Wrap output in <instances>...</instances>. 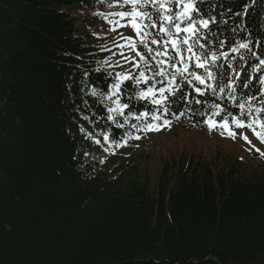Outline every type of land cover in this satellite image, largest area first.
I'll list each match as a JSON object with an SVG mask.
<instances>
[{"label": "trees", "instance_id": "obj_1", "mask_svg": "<svg viewBox=\"0 0 264 264\" xmlns=\"http://www.w3.org/2000/svg\"><path fill=\"white\" fill-rule=\"evenodd\" d=\"M113 1L0 0V264H264V168L221 150L164 158L155 179L136 160L99 162L95 141L104 133L120 142L135 130L131 124L142 127L133 116L109 121L108 99L91 95L115 83L108 52L89 32ZM198 7L216 19L205 51L229 53L218 61L221 82L234 68L252 86L237 87V99L256 94L264 77V0ZM151 32L163 41L158 29ZM237 42L249 49L231 52ZM150 46L163 51L162 42ZM135 87L124 81L123 102ZM183 93L192 98L181 100ZM173 100L157 124L202 126L218 111L214 103L238 114L227 92L201 96L183 84ZM131 104L137 114L148 110L151 122L150 104L135 97Z\"/></svg>", "mask_w": 264, "mask_h": 264}, {"label": "snow or ice", "instance_id": "obj_2", "mask_svg": "<svg viewBox=\"0 0 264 264\" xmlns=\"http://www.w3.org/2000/svg\"><path fill=\"white\" fill-rule=\"evenodd\" d=\"M205 2L206 0H123V3L116 5L121 8L127 5L131 6V11H120L115 15L122 20H126V24L123 26H130L135 31L136 39L122 36V39L128 42L129 50L134 52L135 55L129 59L123 51H119L118 54L126 63L131 65V68L126 72L115 73V83L109 86V91L106 94L103 92L98 93L96 88H92L91 95L104 96L111 101V106L107 108V119L109 121L115 123L116 117H124L127 120L128 116H133L141 122L142 127L138 124H131L130 128H134L139 132L158 131L160 129L161 125L157 124L156 121L161 119V113H169V105L175 102L173 98L180 93L183 84L191 86L201 96L208 91L213 94L227 92L229 100L235 102L238 114L228 112L226 105L222 106L214 103L211 108L218 111H212L210 115H207L205 123L210 129L219 126L227 131L231 138L237 136L234 128L241 129L239 134L249 145L252 144V141L243 130H251L253 135L264 145V77L259 78L260 88L256 94L248 95L245 93L239 100L235 95L236 88L252 87L247 79L241 80L239 72H236L233 68L230 70L235 74L228 78L226 82H221L225 74L220 72L218 61L221 58L228 59L229 53L224 51L218 55L217 52L210 49L205 51L210 25L216 22L214 16L208 15L198 7V5H203ZM149 7L152 11L145 10ZM115 23L119 25V21ZM152 29L159 30V33L164 37L163 41L160 37L153 36ZM202 32L204 35H201ZM177 34H185V38L181 40ZM161 42L163 43V51L153 49L150 46ZM220 43L223 45L224 41ZM138 45L144 46L147 49V54L141 51ZM197 45L199 46V52L196 51ZM124 46L121 44L116 45L118 49H122ZM169 49H171L172 55H169ZM241 49H249V43L237 42L235 46L231 47L230 51L239 53ZM153 52L155 53L152 57L155 61L154 65L148 60V55ZM161 56L166 59H156ZM141 61L144 62L143 68L141 67ZM260 65H264V60L260 61ZM116 66L123 67L119 62ZM132 68L137 70L138 75L132 72ZM198 70L203 71L201 73ZM147 73H151V75L149 76ZM124 81H132L136 86L132 95L128 97V102L121 100V85ZM141 84L146 85V87L141 88ZM133 97L136 100L146 101L155 109L154 113L151 114V122H146L150 116L148 110L139 112V114L133 111V105L131 104ZM191 98V93L180 95V99L184 101ZM194 102L202 103L199 99H195ZM125 110H128L127 113ZM172 115L177 119L179 118L175 113H172ZM179 115L182 116L184 113L180 112ZM217 116L220 117L219 120L214 119ZM163 125L170 126V121L164 119ZM119 126L124 127L123 124ZM221 134H224V132L222 131ZM129 138H132L131 132L122 137L120 142L110 141L108 133L103 135V140L114 144L116 148L126 145ZM134 138L140 139V136L136 135ZM95 142L100 144L101 140L97 139ZM252 147H255V145H252ZM255 150L261 156H264V151H261L260 148H255ZM105 151H108V148H105Z\"/></svg>", "mask_w": 264, "mask_h": 264}, {"label": "rangeland", "instance_id": "obj_3", "mask_svg": "<svg viewBox=\"0 0 264 264\" xmlns=\"http://www.w3.org/2000/svg\"><path fill=\"white\" fill-rule=\"evenodd\" d=\"M123 3V0H114L112 11L103 12L98 16L95 22H92L89 29L91 36L103 46V50L108 52L106 63L110 67H114L117 73L126 72L131 65L126 63L118 54L123 51L124 55L132 58L134 52L129 50L128 42L123 37H132L136 39V33L130 26H123L126 20H122L115 15L120 11H131V6L127 5L123 8L116 5ZM119 21V25L115 22ZM112 29H115L114 31ZM117 44L125 45L122 49L116 47ZM169 55H172L169 49ZM166 59L161 56V60ZM117 62L123 67L116 66ZM136 75L137 70L131 69ZM108 106H111V101L108 100ZM237 133L236 138H231L227 131H224L219 126L209 128L205 123L199 127L190 128L182 121L170 122V126H161L158 131H139L136 129L132 132V138L128 139L126 145L116 148L114 144L108 141H101V147L97 157L99 162L104 166L111 164H119L123 161H134L142 165H147L154 179L157 177L158 163L164 158H170L174 154L187 151H197L208 157L217 150L228 152L240 159L248 162L253 167L264 168V156H261L255 148H260L264 151V145L253 135L251 130H243L252 144L246 143L240 136L241 129L234 128ZM259 131V126L257 125ZM222 131L224 134H221ZM136 135L140 139H135ZM255 145V147H252ZM108 148V151H105ZM114 153V154H113Z\"/></svg>", "mask_w": 264, "mask_h": 264}]
</instances>
